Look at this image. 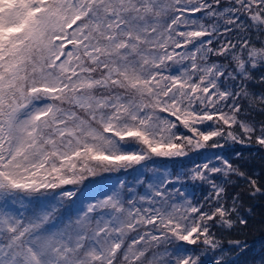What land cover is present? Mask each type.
<instances>
[{
    "label": "trees",
    "instance_id": "16d2710c",
    "mask_svg": "<svg viewBox=\"0 0 264 264\" xmlns=\"http://www.w3.org/2000/svg\"><path fill=\"white\" fill-rule=\"evenodd\" d=\"M4 223L39 264H264V0L1 1Z\"/></svg>",
    "mask_w": 264,
    "mask_h": 264
},
{
    "label": "rangeland",
    "instance_id": "374dc122",
    "mask_svg": "<svg viewBox=\"0 0 264 264\" xmlns=\"http://www.w3.org/2000/svg\"><path fill=\"white\" fill-rule=\"evenodd\" d=\"M4 218L3 221L5 222ZM0 228H2L0 237L3 239L0 242V257H2L0 258V264H21L22 261H24L22 264H27V262L37 264L38 258L32 252L33 250L28 238L25 239V236L18 230H10L5 223ZM4 249L8 251L6 256L3 253Z\"/></svg>",
    "mask_w": 264,
    "mask_h": 264
}]
</instances>
